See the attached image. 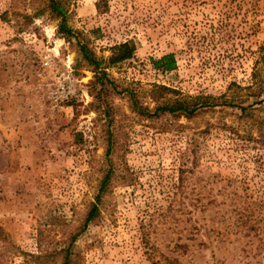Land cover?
I'll return each instance as SVG.
<instances>
[{"label":"rangeland","instance_id":"obj_1","mask_svg":"<svg viewBox=\"0 0 264 264\" xmlns=\"http://www.w3.org/2000/svg\"><path fill=\"white\" fill-rule=\"evenodd\" d=\"M63 2L0 0V264H264V0Z\"/></svg>","mask_w":264,"mask_h":264},{"label":"trees","instance_id":"obj_2","mask_svg":"<svg viewBox=\"0 0 264 264\" xmlns=\"http://www.w3.org/2000/svg\"><path fill=\"white\" fill-rule=\"evenodd\" d=\"M50 1V7L51 10L59 17L61 18V23L59 25V32L60 33H65L70 35L71 37H76V33H73L72 29L69 28L68 26V17H67V10L65 8L64 2L63 0H49ZM78 46L80 49V52L82 54V57L88 61L89 64L93 65L95 68V71L98 73V78H100L101 80H106L107 77V73L103 68V60L98 59L95 56L94 51L88 46L87 43L83 42V41H79L78 42ZM136 51V45L133 41H125L122 43H119L117 45H115L112 49V55L109 58V62L112 64H116L119 63L121 61L124 60H128L133 58L134 54ZM264 58V55H262V59ZM177 59H175V55L173 53H169L166 54L164 56H162L160 59L155 60V65L157 67L163 68L165 70H171L173 68H175L176 66V61ZM259 67H258V62L256 64V68L254 71V80L255 83L257 85H260V89L263 88L262 84H263V80L260 79V75L259 73ZM108 81V80H106ZM264 92V91H263ZM260 101H264V97L263 99H261ZM217 103H215L214 101L210 100V97H205V96H197L195 98L192 99V101L186 99V98H178L176 99L173 103L171 104H166L164 106H158L156 109L155 114L159 113V111H168L171 113H175V112H181V113H185L187 115H193L194 113H196L200 108H204V107H208V106H214ZM243 110L246 109V107H242ZM109 179V174L106 175V180ZM101 199V197H98V201ZM99 212V205L98 202H96L91 210L89 211L86 220H85V224H88V222H90ZM81 231L75 233V235H73L72 238V242L77 238V236L80 234ZM69 260H70V256L68 254H66V263L65 264H69Z\"/></svg>","mask_w":264,"mask_h":264}]
</instances>
